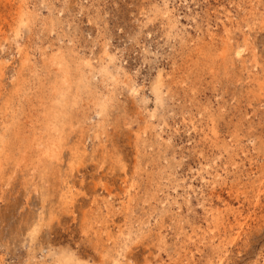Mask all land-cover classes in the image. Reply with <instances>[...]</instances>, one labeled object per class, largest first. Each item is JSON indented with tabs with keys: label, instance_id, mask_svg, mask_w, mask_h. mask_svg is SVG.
Returning <instances> with one entry per match:
<instances>
[{
	"label": "rangeland",
	"instance_id": "1",
	"mask_svg": "<svg viewBox=\"0 0 264 264\" xmlns=\"http://www.w3.org/2000/svg\"><path fill=\"white\" fill-rule=\"evenodd\" d=\"M0 264H264V0H0Z\"/></svg>",
	"mask_w": 264,
	"mask_h": 264
},
{
	"label": "bare ground",
	"instance_id": "2",
	"mask_svg": "<svg viewBox=\"0 0 264 264\" xmlns=\"http://www.w3.org/2000/svg\"><path fill=\"white\" fill-rule=\"evenodd\" d=\"M63 54H64V53H63ZM63 54H62V55H63ZM64 55H65V54H64ZM59 56H60V54H59ZM56 58H57V57H56ZM63 58H64V57H63ZM47 62H48V61H47ZM62 63H63V62H62ZM58 64H59V63H58ZM62 65H63V64H62ZM25 83H26V82H25ZM25 87H26V86H25ZM22 88H23V87H22ZM61 94H62V93H61ZM17 132H18V131H17ZM48 135H49V134H48ZM60 137H61V136H60ZM16 138H17V137H16ZM18 138H19V137H18ZM21 138H22V137H21ZM19 139H20V138H19ZM21 140H22V139H21ZM63 140H64V139H63ZM61 141H62V140H61ZM60 143H61V142H60ZM58 145H59V144H58ZM54 147H55V146H54ZM54 147L51 146V148H52L53 150H54ZM49 149H50V148H49ZM3 150H4V149H3ZM9 150H10V149H9ZM53 150H52V151H53ZM5 151H6V150H5ZM54 152H56V151H54ZM59 152H60V150H59ZM2 154H4V153H2ZM2 154H1V155H2ZM25 154H26V153H25ZM51 154H52V153H51ZM51 154H49V157H51V156H50ZM53 156H54V155H53Z\"/></svg>",
	"mask_w": 264,
	"mask_h": 264
}]
</instances>
